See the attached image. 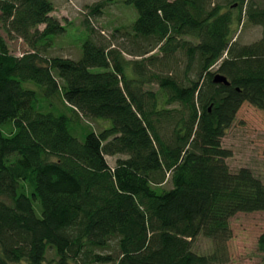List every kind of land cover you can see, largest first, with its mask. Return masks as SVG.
<instances>
[{"label": "trees", "instance_id": "obj_1", "mask_svg": "<svg viewBox=\"0 0 264 264\" xmlns=\"http://www.w3.org/2000/svg\"><path fill=\"white\" fill-rule=\"evenodd\" d=\"M125 1L138 17L111 36L92 20L105 2L89 6L73 59L43 53L66 31L53 0H0L7 35L29 46L14 54L0 33V264L50 251L53 264H224L231 217L264 211V182L232 172L222 145L244 102L264 110V0ZM241 23L260 38L233 41ZM202 235L210 254L194 249Z\"/></svg>", "mask_w": 264, "mask_h": 264}, {"label": "rangeland", "instance_id": "obj_2", "mask_svg": "<svg viewBox=\"0 0 264 264\" xmlns=\"http://www.w3.org/2000/svg\"><path fill=\"white\" fill-rule=\"evenodd\" d=\"M97 1L102 0H53L55 10L51 14L56 16L61 23L65 25L66 31L54 38L51 37L53 41L44 49V55L47 57L58 55L73 59H78L80 57L81 45L89 36V32L84 30L85 26L83 21L85 18H88L87 15H89L90 11L89 6ZM103 1L105 5L101 14L92 16L96 30L108 36H111L112 33L116 34V32L123 34V32L137 19L138 14L136 8L128 4L125 0ZM255 1L262 3L263 0ZM40 28H44V25H41ZM0 33L5 36L14 54L21 55L24 51L29 49L28 44L23 38L15 34H13V37L7 35L2 27L1 20ZM261 34L262 29L260 26H253L247 23L243 25L241 23L238 32L233 37V41L237 40L239 43L249 44L258 40ZM119 38L120 40H126L124 37ZM190 38L189 36L185 37V39ZM117 44H120L119 40ZM133 48L134 45H132V49ZM134 49H138L137 45ZM155 53H157L156 50L149 53L148 56ZM125 57L129 59L136 58L127 54ZM178 58L179 62L177 65L169 68L174 72L175 76H182L184 69H186V56L180 53ZM221 61L220 59L211 70L215 71L218 69V65H220ZM164 68L165 72L167 66H164ZM94 70L101 71L102 69L95 68ZM155 72H159V70ZM196 72L197 66L194 65L189 75L194 78ZM133 73L136 74L134 70ZM24 85L27 88L32 87L33 89H38V86L34 82H27ZM146 88L153 91H158L159 89L156 83H147L145 85V89ZM55 100L60 103L62 101L58 95L55 96ZM60 107H63L62 103ZM83 119L97 130L103 127V125L99 124L96 120L89 121L86 118ZM222 145L224 148L232 150V156L226 159L229 169L232 172H237L240 168L247 167L264 182L263 109H259L249 102H244L232 126L222 138ZM118 157L126 158L127 155L118 154L116 156H106L111 166H115ZM166 186H169V184ZM230 225L233 229V237L227 245L228 259L225 260L226 262L224 264H264V249H260L259 247L261 237L264 240V211L248 213L239 212L231 217ZM194 249L199 253L206 254H210L215 250L211 240L204 235L199 236L194 241ZM52 252L53 251L49 252L46 264H53L50 262L53 257Z\"/></svg>", "mask_w": 264, "mask_h": 264}, {"label": "water", "instance_id": "obj_3", "mask_svg": "<svg viewBox=\"0 0 264 264\" xmlns=\"http://www.w3.org/2000/svg\"><path fill=\"white\" fill-rule=\"evenodd\" d=\"M213 81L215 83H223L225 85L230 84V81L228 80L227 76H225L224 74L219 73V72L214 74Z\"/></svg>", "mask_w": 264, "mask_h": 264}, {"label": "flooded vegetation", "instance_id": "obj_4", "mask_svg": "<svg viewBox=\"0 0 264 264\" xmlns=\"http://www.w3.org/2000/svg\"><path fill=\"white\" fill-rule=\"evenodd\" d=\"M263 7V6H262ZM264 8V7H263Z\"/></svg>", "mask_w": 264, "mask_h": 264}]
</instances>
